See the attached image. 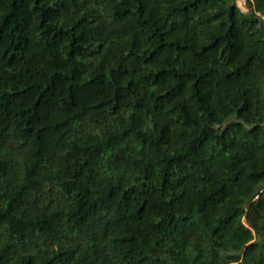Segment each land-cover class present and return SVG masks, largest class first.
Wrapping results in <instances>:
<instances>
[{"label":"trees","instance_id":"obj_1","mask_svg":"<svg viewBox=\"0 0 264 264\" xmlns=\"http://www.w3.org/2000/svg\"><path fill=\"white\" fill-rule=\"evenodd\" d=\"M0 0V264H264V0Z\"/></svg>","mask_w":264,"mask_h":264},{"label":"rangeland","instance_id":"obj_2","mask_svg":"<svg viewBox=\"0 0 264 264\" xmlns=\"http://www.w3.org/2000/svg\"><path fill=\"white\" fill-rule=\"evenodd\" d=\"M236 3L243 12H247V4L245 0H236Z\"/></svg>","mask_w":264,"mask_h":264}]
</instances>
